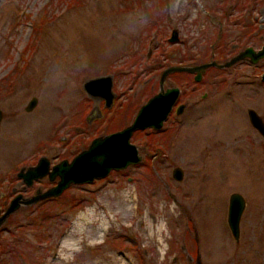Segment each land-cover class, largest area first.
Here are the masks:
<instances>
[{
  "label": "rangeland",
  "instance_id": "rangeland-1",
  "mask_svg": "<svg viewBox=\"0 0 264 264\" xmlns=\"http://www.w3.org/2000/svg\"><path fill=\"white\" fill-rule=\"evenodd\" d=\"M248 18L264 28V0H0V172L71 158L125 127L163 69L199 60L221 26L234 43ZM263 71L264 58L202 72L194 86L166 76L163 88H184V108L157 131L131 134L140 162L68 185L39 205L55 218L38 229L25 224L37 212L3 218L0 243L26 260L0 251V264H264V140L247 119L252 109L264 124ZM107 74L111 109L81 87ZM232 192L245 203L236 241L226 224ZM118 234L125 239L112 244Z\"/></svg>",
  "mask_w": 264,
  "mask_h": 264
},
{
  "label": "water",
  "instance_id": "water-1",
  "mask_svg": "<svg viewBox=\"0 0 264 264\" xmlns=\"http://www.w3.org/2000/svg\"><path fill=\"white\" fill-rule=\"evenodd\" d=\"M172 35L173 37L169 38V42L176 40L175 32H172ZM263 57L264 45L257 50L247 47L224 63L210 61L193 66L172 65L166 67L159 75L158 91L140 105L128 125L117 131L93 138L88 147L77 153L70 162L62 160L54 165L49 176L52 178L54 175H58L59 180L56 184L39 195L24 201V204H30L38 199L56 197L69 184L88 183L93 179L106 176L110 170H122L127 166L138 164L141 157L138 154L136 146L130 142L131 134L136 130L147 128L158 130L161 128L163 121L179 94V89L176 86L163 88L164 79L169 73H194V80L198 81L201 72L208 67L225 68L244 58H249L251 63H255ZM260 79L264 81V71L260 74ZM111 86L112 77L108 74L86 79L81 85L82 90L88 96L103 99L105 107H109L111 104L113 97ZM35 102L36 99L34 97L31 98L24 110L29 111L35 105ZM181 108L182 105H178L177 113L180 112ZM247 119L264 140V124L261 118L255 111L249 109L247 110ZM47 166V159L41 157L35 166L24 172L23 177L28 179L40 177L47 171ZM171 177L175 180H180L182 177L181 169L173 167ZM244 205V199L239 193L232 192L228 195L226 224L235 241L238 239L239 221ZM16 206L17 204L14 199L11 205L0 216V220L12 212Z\"/></svg>",
  "mask_w": 264,
  "mask_h": 264
},
{
  "label": "flooded vegetation",
  "instance_id": "flooded-vegetation-1",
  "mask_svg": "<svg viewBox=\"0 0 264 264\" xmlns=\"http://www.w3.org/2000/svg\"><path fill=\"white\" fill-rule=\"evenodd\" d=\"M249 19V22H247V24H244L243 27H241V38L239 36H236V40L234 43L230 44L229 45V52H231V50H237L235 52V54L233 56H235L236 54H238L240 51H242L243 49L247 48V47H251L255 50L259 49L261 46H263L264 44L260 45L259 48H254V45L255 44L254 42L256 40H260L262 37H263V34H264V28H261V27H255V22L253 19L251 18H248ZM255 19V18H254ZM257 26V24H256ZM249 28L251 31L247 34V33H244L242 28ZM222 28V26L220 27ZM220 28L218 29L219 33H221V30ZM254 28V29H253ZM223 32V31H222ZM249 36V37H248ZM248 37V38H246ZM252 37L253 39H255V41L253 42L252 41ZM228 52V51H227ZM228 52V53H229ZM226 54V53H225ZM231 56V57H233ZM229 57V59L231 58ZM264 58V57H263ZM261 58V59H263ZM228 59V60H229ZM260 60V59H259ZM257 60V62L259 61ZM210 61H214L216 62L215 60L213 59H210ZM208 61V62H210ZM239 61H244V62H249L250 64H253L249 61V58H244L242 60H238L236 61L235 63L239 62ZM225 62V61H224ZM204 63V62H202ZM202 63H194V64H189L187 66H193V65H199V64H202ZM218 63V62H216ZM220 63H223V62H220ZM256 63V62H255ZM207 69V68H206ZM217 69H222V68H217ZM205 71V69H204ZM203 71V72H204ZM202 74V72H201ZM191 76L194 80V73H191ZM201 77V75H200ZM201 78H199L198 81H200ZM261 80V79H260ZM195 81V80H194ZM198 81H195L196 83ZM261 82H264L263 80H261ZM112 87V86H111ZM171 87V86H170ZM179 89V88H178ZM112 91V89H111ZM113 93V92H112ZM179 93H180V89H179ZM155 94V93H154ZM153 94V95H154ZM152 96V95H151ZM150 96V97H151ZM204 96V95H203ZM116 97V95L113 93V97L111 99V104L109 107H105L104 106V100L103 99H100V101H102V107L103 109H111L112 105H113V100L114 98ZM148 99V98H147ZM146 99V100H147ZM179 100V94H178V97L176 98L175 102L173 103L170 111L168 112L167 117L171 116L172 112L174 114H179L181 112V110L184 108V105L179 103L178 102ZM123 104V103H121ZM142 105V104H141ZM178 105H182V108L180 110V112L177 113V107ZM140 107V106H139ZM138 107V108H139ZM117 108H122L121 106L119 107V105L117 106ZM137 111V110H136ZM120 113V111L118 110V114ZM165 118V119H166ZM1 119H2V112L0 110V123H1ZM262 120V119H261ZM164 122V121H163ZM263 122V121H262ZM163 124V123H162ZM250 124V123H249ZM253 128V127H252ZM147 129H150V128H147ZM147 129H143V130H147ZM150 130H153V129H150ZM159 130V129H158ZM117 131V130H116ZM137 131V130H136ZM142 131V130H140ZM154 131H157V130H154ZM114 132V131H112ZM135 132V131H134ZM111 133V132H109ZM108 134V133H107ZM259 134V133H258ZM0 137H1V132H0ZM98 137V136H97ZM95 138V137H94ZM92 140V139H91ZM90 144V142H89ZM88 144V145H89ZM88 145L85 147V149L88 147ZM84 150V148L82 149ZM80 150V151H82ZM79 153V152H78ZM75 156V155H74ZM72 156L71 158H67V157H61L60 160H58L57 162H50V160L48 158H46L45 156H41V157H45L48 161V166H47V171L45 172L44 175L40 176V177H36V178H24L23 177V174L24 172L35 166L36 163L38 162L39 157L36 162H33L31 163L30 165H26L24 166L23 164L20 165L16 170L15 172H13V170H10L8 171L9 169L8 168H5V170H2L0 172V216L6 211V209L11 205V202L15 199L16 201V208L10 212L6 217V221L9 217V215L11 214H17V213H27L29 211H33V212H41V210L38 209L39 205L42 204L44 201H47L48 199H51L52 197H49V198H44V199H38L30 204H24V201L28 200L29 198L31 197H34V196H37L39 195L40 193L46 191L47 189L51 188L52 186H54L56 184V182L59 180V177L58 175H54L52 178H50V172L52 171V167L56 164H58L59 162H61L62 160H65L67 162H70V160L74 157ZM110 171H113V170H110ZM115 171V170H114ZM98 179V178H96ZM90 183V182H88ZM81 184H84V183H81ZM70 185V184H69ZM68 187V186H67ZM66 187V188H67ZM65 190V188L62 190V192ZM61 192V193H62ZM60 193V194H61ZM59 194V195H60ZM56 196V197H59ZM56 197H53V198H56ZM13 204V203H12ZM1 221V220H0ZM6 221H4L3 223H5Z\"/></svg>",
  "mask_w": 264,
  "mask_h": 264
},
{
  "label": "trees",
  "instance_id": "trees-1",
  "mask_svg": "<svg viewBox=\"0 0 264 264\" xmlns=\"http://www.w3.org/2000/svg\"><path fill=\"white\" fill-rule=\"evenodd\" d=\"M242 30L244 33H247V34L251 31L249 28H246V27L244 29L242 28ZM223 37L224 36L222 35V33L218 32V34H216V36H215L214 40L211 42V44L209 46H207L206 48H204L200 52L201 55H198L199 60L196 61L194 56H192V55L188 56L187 55L186 58L182 59V61L184 62L183 65L202 63V62L206 63V62L210 61V59L216 60V62L220 63V61H222V59H224V54L227 52V50L230 51L229 45H227V43L225 42ZM248 37H246V38H248ZM252 41L253 42L255 41V39H253V37H252ZM185 61H190V62H185ZM180 63H182V62H180ZM211 70L216 71V70H220V69H217L216 67H208L207 69H205L204 72L206 73V72H209ZM167 76H179V77L183 78V81H185L187 83V85H188V82L190 84L193 83V86L196 84V82L191 78V73H188V72H172V73H169ZM190 80L193 82H190ZM175 85L177 87H180V88L182 87L181 83H175ZM181 90L184 92L183 87L181 88ZM135 132L139 133L140 130H137ZM148 135H150V134H148ZM54 199L55 198L52 197L51 199H48L47 201L50 202V201H53ZM26 217H27V213H25L23 215L24 219ZM54 218H55L54 214H49V213L43 211V209H42L41 212L36 213L35 218L28 219V222H26L25 224L27 226L37 227V229H38V228L46 225V223H49L50 220H52ZM15 220H17V219H15ZM9 221H11V220H9ZM12 221L14 222V220H12ZM14 223H16V222H14ZM15 227L19 228L20 225H18V223H16ZM123 239H125V237L122 238V236L118 234V235L114 236L111 239V241L113 242L112 244L118 245V244H121L123 242ZM169 245L171 247L173 245V243H170ZM17 250L18 249L14 244H9V243L2 244V243H0V251H2V252H5V251L11 252L12 251L14 253L15 259L20 256L22 258L21 260H23V261L26 260L25 258H23V256L19 252H17ZM138 254L140 256V253H138Z\"/></svg>",
  "mask_w": 264,
  "mask_h": 264
},
{
  "label": "bare ground",
  "instance_id": "bare-ground-1",
  "mask_svg": "<svg viewBox=\"0 0 264 264\" xmlns=\"http://www.w3.org/2000/svg\"><path fill=\"white\" fill-rule=\"evenodd\" d=\"M65 243V242H64ZM63 245V244H62ZM67 246V245H66ZM68 248H70L69 246H68ZM71 250V249H70Z\"/></svg>",
  "mask_w": 264,
  "mask_h": 264
}]
</instances>
